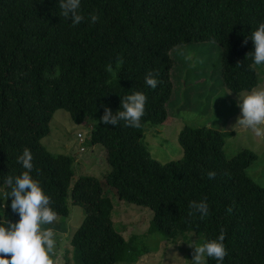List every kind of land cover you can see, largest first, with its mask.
<instances>
[{
    "label": "trees",
    "instance_id": "1",
    "mask_svg": "<svg viewBox=\"0 0 264 264\" xmlns=\"http://www.w3.org/2000/svg\"><path fill=\"white\" fill-rule=\"evenodd\" d=\"M60 11L59 0H0V223L20 219L5 180L23 173L18 157L28 148L31 175L57 216L70 215V202L84 208L71 237L73 264L135 263L150 252L117 230L114 203L101 179L80 175L73 182L74 158L43 145L55 112L63 108L77 124L98 118L90 141L107 151L106 182L119 199L153 210L149 233L169 240L194 230L207 242L223 229L228 255L222 264H264V186L248 173L257 153L245 148L229 159L225 143L231 132L206 125L182 128L181 160L162 163L142 141L148 123L167 120L176 46L217 43L230 91L259 84L251 35L264 23V0H81L85 20L76 26ZM92 14L99 17L95 24ZM150 71L159 81L155 89L145 84ZM136 91L147 97L139 128L101 123L105 106L115 114L122 98ZM202 200L209 215L190 216V202ZM205 264L219 262L207 257Z\"/></svg>",
    "mask_w": 264,
    "mask_h": 264
},
{
    "label": "rangeland",
    "instance_id": "2",
    "mask_svg": "<svg viewBox=\"0 0 264 264\" xmlns=\"http://www.w3.org/2000/svg\"><path fill=\"white\" fill-rule=\"evenodd\" d=\"M171 56L174 61L171 70L174 90L167 105V120L160 125L148 123L142 138L150 155L162 163L181 160L184 152L179 133L185 125H206L229 131L231 133L225 143L226 156L231 159L245 148L257 153L258 157L248 168V173L264 186V136L256 137L250 129L235 125L241 108L237 104L238 93L230 91L223 83L221 47L214 42L188 43L173 48ZM257 69L260 81L255 88H264V64L257 65ZM97 121L98 118L93 116L87 123L77 124L66 109L60 108L55 112L50 123L51 131L42 143L53 154H67L74 158L73 182L80 175H94L101 179L105 196L114 203L112 218L117 230L126 240L133 236L134 246L150 249L135 263L121 261L117 264H192L194 247L206 242L205 235L189 230L179 232L174 239L165 240L161 232L149 233L153 210L119 199L115 189L106 182L105 176L110 172L107 152L90 141L91 130ZM78 132L83 135V142ZM69 207L67 218L57 216L53 224L43 226L56 233L54 264H66L67 257L70 258L69 264H73L71 237L81 225L85 211L82 206L71 202Z\"/></svg>",
    "mask_w": 264,
    "mask_h": 264
},
{
    "label": "clouds",
    "instance_id": "3",
    "mask_svg": "<svg viewBox=\"0 0 264 264\" xmlns=\"http://www.w3.org/2000/svg\"><path fill=\"white\" fill-rule=\"evenodd\" d=\"M60 16L71 19L72 25H79L85 20L81 13V0H59ZM95 24L99 17L96 14L90 16ZM255 49L253 53L255 70L256 65L264 64V23H261L251 35ZM246 37L244 43L247 44ZM159 81L153 72L145 76V84L155 89ZM231 94V92H228ZM147 97L141 91H136L122 98L121 110L112 113L110 107H104V115L101 123L116 126L121 121L125 126L139 128L141 119L145 114ZM237 104L241 108L235 125L250 129L256 137L264 136V88H253L245 93H238ZM78 137L83 142V135L78 132ZM84 148H81L83 150ZM106 151V150H105ZM107 152V151H106ZM22 163L23 173L16 177L8 176L5 184L11 187L7 198L11 197V209L18 212V222L7 221L0 223V264H54L57 251L56 233L52 228L44 225L53 224L57 219V213L51 207V198L47 195L41 183L31 175L34 164L33 154L28 149L23 150L18 157ZM39 172V170H37ZM209 179H215V171L207 173ZM192 211L189 215L199 213L201 219L209 215V207L205 201H192L189 205ZM231 214L232 208L227 209ZM224 230L218 239L209 240L202 245H195L193 250L192 264H205V258L210 257L222 264L228 255L225 244ZM190 246L193 244L189 243Z\"/></svg>",
    "mask_w": 264,
    "mask_h": 264
}]
</instances>
